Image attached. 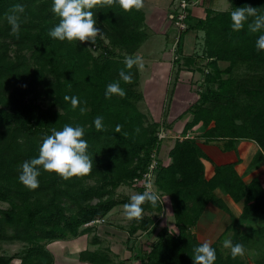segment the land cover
I'll list each match as a JSON object with an SVG mask.
<instances>
[{
    "label": "trees",
    "instance_id": "obj_1",
    "mask_svg": "<svg viewBox=\"0 0 264 264\" xmlns=\"http://www.w3.org/2000/svg\"><path fill=\"white\" fill-rule=\"evenodd\" d=\"M17 4L25 8L18 37L10 34L5 18ZM51 5L52 0H0V202L7 204L0 207V240L26 244L21 264H56L47 243L93 233L89 244L97 247L81 250L80 261L125 264L112 258L109 246L100 247L101 235H110L114 226L105 218L115 207L130 202L117 195L121 185L134 186L139 193L146 189L144 174L156 159L151 184L160 201L156 207L146 203L142 219L121 227L127 234L125 243L138 232L156 233L150 248L136 254L140 264H194L193 249L202 242L191 229L210 204L231 219L220 240L232 230L233 244H243L245 252L255 251L252 261L244 256L233 259L230 249L215 241L211 244L216 250L214 264H264L263 182L258 176L246 181L248 170L241 174L237 169L240 159L214 164V174L208 178L207 154L199 140H226L225 150L235 149L239 140L253 141L256 150L248 169L264 164V52L255 47L262 33L249 34L246 26L232 32L230 26L233 10L250 5L264 13V0H234L227 10L209 7L204 17L188 8V28L176 42L177 73L184 67L196 70L204 73V82L202 90L195 91L196 100L180 115L187 120L180 136H170L173 142L165 149V139L158 136L162 124L150 121L138 106L144 97L140 68L131 69L132 84L121 82L124 97L105 98L107 85L119 78L121 69L127 70L125 58L137 55L151 35L144 11L124 12L118 4L97 6L93 11L101 35L95 44L69 43L48 34L59 23ZM191 30L204 33L202 55L183 54L185 35ZM221 61L228 65L222 68ZM65 96L78 97L82 107L87 101V113L72 109ZM97 116L103 117L102 131L95 128ZM65 125L84 127L92 171L67 181L41 171L39 187L26 188L18 179L22 163L38 157L43 138ZM117 125L122 126L119 133ZM218 190L243 203L239 216ZM164 195L169 196L178 228L171 233L168 227L157 226L156 216L167 204ZM258 222L263 223L257 226ZM14 259L0 254V264H12Z\"/></svg>",
    "mask_w": 264,
    "mask_h": 264
},
{
    "label": "rangeland",
    "instance_id": "obj_2",
    "mask_svg": "<svg viewBox=\"0 0 264 264\" xmlns=\"http://www.w3.org/2000/svg\"><path fill=\"white\" fill-rule=\"evenodd\" d=\"M181 2V0H174L173 1V8L176 14H182L183 12L178 9V6ZM198 2V3H197ZM206 0H196L194 2L195 6H191L193 10V14L197 16V14L194 12V9L196 7H202ZM179 3V4H178ZM215 7H217V10H227L231 9L234 0H214ZM210 6H214L213 3H210ZM206 15V9L205 14ZM188 28V24L186 20L181 22V26L179 27L176 24V18H173V28L172 31L174 32V39L173 41H170V46L168 44H161L159 41H156L155 38L148 41L144 46L142 52L145 54L141 56L143 58V67L140 68L142 72V80L140 81L139 88L143 92V99L138 102V106L142 112L147 114L148 119L150 121H159L162 124V127L158 133V136L160 138L165 139L163 148L165 149L166 146H168L170 143H172V140L170 139V136H173V138L179 137L181 134V131L184 127V124L186 123V119L180 118L181 116H178L174 121L170 117V112L173 109H176L177 112L184 113V111L189 107L183 109L182 106H175V98L178 100H189L191 97L188 95L184 96V93H179L180 89H176L179 87V82L181 79V75H187L184 73L187 70H190L188 68H185L177 73V69H179V66L175 62L177 60V55L173 54V57L171 59L170 64V70L172 68V73L164 80V82H167L169 84V90L167 92L163 91H155L159 88V85L156 87L149 85L151 80H156L157 77L153 76L154 71H157L156 69H153V66L155 63H158L161 57L165 55V53H168L170 49L171 52H176L177 49V41L178 36L180 35V32H182L180 29L185 30ZM189 33V34H188ZM188 33L185 35L186 44H183V54L185 56L187 55H195L199 56L203 54V36L204 33L202 31L196 32L194 30L188 31ZM190 38V40H189ZM191 41V43H189ZM153 47V48H150ZM164 48H163V47ZM149 48L147 51L146 48ZM163 48V49H162ZM154 50V52L152 51ZM157 50V52H156ZM160 51V52H159ZM163 61V60H161ZM167 62V60H166ZM183 63V60L181 61ZM203 63H207V60L203 61ZM169 65V64H166ZM185 65V64H184ZM221 66V65H220ZM209 68L205 69V72H207ZM184 71V72H183ZM242 71V70H240ZM189 77L190 87L189 91L190 93L193 91H201L203 86L201 84L204 82V73L193 70L190 72V74L187 75ZM191 77V78H190ZM163 78V77H162ZM153 83V81H152ZM154 85V84H153ZM151 86V87H150ZM151 88V89H150ZM162 89V87H161ZM178 90V91H177ZM186 91L188 89L186 88ZM178 92V93H177ZM183 96H181V95ZM198 96V95H197ZM157 97L159 99H157ZM165 98V101H164ZM183 102V101H182ZM194 101H192L193 103ZM184 103V102H183ZM190 105V104H189ZM172 120V121H171ZM195 130H199V127H195ZM200 131V130H199ZM198 131V133H199ZM193 134V133H192ZM200 145L203 147L204 145H211V147H214L213 152L215 154V158L213 161L214 164H227L231 162H235L237 160H242V162L237 166V169L239 172L245 173L247 170V174H245V180L249 181L255 176H258L261 181L264 184V164L257 168L248 169L249 162L252 158L253 152L256 150V143L249 140H239L236 143V148L233 150H225V141L226 140H217L213 142H204V139L201 138ZM216 150V151H215ZM166 151V150H165ZM162 157L165 158L164 152L162 154ZM208 166V176L211 174L212 166L207 164ZM145 180V179H144ZM148 180V179H147ZM154 178L152 177V182ZM151 183V182H150ZM140 184V183H139ZM145 184V182H144ZM152 185V184H151ZM153 186V185H152ZM155 188V187H153ZM139 193V191L136 189V187H129L126 185H121L117 189V195H119L122 199L127 198L130 200L131 195ZM217 194L222 197L228 206L231 208V210L236 215L241 214V210H239V205L232 202V200L227 196L224 195L221 191H217ZM167 198V199H166ZM162 199L167 202V204L164 206V209L162 212L156 216L158 218L157 226L158 228L162 227H168L171 228L173 231L177 230L175 224V219L173 215V208L172 204L170 203V199L168 195H164ZM97 199H95L93 202H96ZM241 204H243L241 202ZM240 204V205H241ZM121 204L112 211H110L109 215L105 219H109V223L113 224L114 226L111 228L109 232H111L110 235H101L102 236V243L100 247H107L109 246L112 250V258L115 261H124L125 264H140V260L136 258V254L142 249H149V242L151 241L150 238H156V233L152 234L151 232L145 233V232H138V236L136 238H132L130 242L125 243L127 234L123 232V228H128V226L131 224L132 221H128L123 216V208ZM0 207L5 208L7 207L6 203L0 202ZM104 219V220H105ZM230 216L227 212L220 210L218 207L214 206L213 204H210L207 207L206 212L204 213V216L199 221L197 226L193 227L191 229V232H193L198 240L202 243L209 242L210 244L214 243L215 241H218L219 244L223 246V241L225 239H230L232 237L233 231L230 230L224 237L223 241L220 240V235L225 232L227 229V226L230 222ZM102 222L103 219H100ZM260 222V221H259ZM257 223V226H260L263 222ZM243 229L247 230L248 228L243 227ZM154 233V232H153ZM83 239L87 238L88 241L92 238L93 233L90 234H83ZM78 238V237H77ZM76 238H71L69 240H56L52 241L50 243H47L46 246L49 248L55 255L56 264H90L86 262H82L79 260V247L75 248L73 247V242H75ZM26 244L24 242L15 241V242H9L5 240H0V254H7L15 256V259L13 260L12 264H21L20 256H22L24 250H25ZM248 260L252 261L255 256L254 250H248L243 255Z\"/></svg>",
    "mask_w": 264,
    "mask_h": 264
},
{
    "label": "clouds",
    "instance_id": "obj_3",
    "mask_svg": "<svg viewBox=\"0 0 264 264\" xmlns=\"http://www.w3.org/2000/svg\"><path fill=\"white\" fill-rule=\"evenodd\" d=\"M119 5L124 12L139 11L144 6V0H52L51 12L59 18V23L49 31V36L55 40L69 43L91 42L95 44L96 37L101 35V29L97 27L94 17V9L97 6ZM25 13L22 4L15 5L7 14L6 20L11 28V35L19 36L21 29V17ZM232 32H240L247 27L249 34H258L255 42L257 52H264V13L259 8L246 5L236 8L230 13ZM88 50H91L89 48ZM125 69L118 73V79L107 85L105 98L113 96L124 97L126 92L121 87L124 84L133 83L134 66L143 67V58L140 55L128 56L124 60ZM65 101H70L72 109L79 108L80 114L87 113V101L81 106L78 97L65 96ZM97 131L104 130L103 117L97 116L94 120ZM122 126L117 125L115 131L119 133ZM139 129H137V132ZM85 129L82 126L65 125L62 130L53 128L50 135L43 138L39 148V155L31 160L24 161L20 167L19 182L30 190L39 187L41 171L56 174L64 180L81 177L92 171L93 162L88 154V142L84 139ZM127 135V133H125ZM161 197L149 183L142 193L131 195L130 202L122 205L123 216L128 220H140L144 214L143 205L146 203L156 207ZM167 199V198H166ZM172 229L169 228L171 233ZM223 248L230 249L232 258L243 256L245 248L243 244L233 242L230 239L223 241ZM194 264H214L216 250L209 242H204L193 249Z\"/></svg>",
    "mask_w": 264,
    "mask_h": 264
},
{
    "label": "crops",
    "instance_id": "obj_4",
    "mask_svg": "<svg viewBox=\"0 0 264 264\" xmlns=\"http://www.w3.org/2000/svg\"><path fill=\"white\" fill-rule=\"evenodd\" d=\"M173 1L174 0H144V6H143L142 10L145 13V23H146L147 28H148L149 32L151 33V35L142 44V46L139 48V50L137 52L138 55L143 56L145 54L144 52H142V50H143L142 48L148 41H150L153 38H155L156 41H159L163 45L169 43V46L171 43L170 41L174 40V39H172L174 37V32L172 31L173 18H174ZM205 3H207V7L205 4L202 7H196L194 9V12L197 14V17H204L205 16L204 15L205 9H207L209 7L213 8L215 10L218 9L217 7H215L214 0H206ZM210 3H213L214 6H210ZM189 40H190V38H189ZM176 41H177V39H176ZM185 41H186V39H184V44L187 45ZM189 43H191V41H189ZM164 47H165V45H164ZM150 48H153V47L150 46ZM148 49L149 48L147 47L145 50L147 51ZM168 50H169V52L165 53V55L161 57L162 59H160V61L158 63H155L153 66V69L157 70V71H154L153 76H155L157 78H156V80H151L149 85L154 86V87L159 85V88L157 90H155L158 92L159 91L163 92L165 90H166L165 92H167V90H169V88H168L169 84H167V82H164V80L169 76V72H170V74L172 73V68L170 70V64H171L170 61L173 57V54L177 55V53L171 52L170 49H168ZM152 51L154 52L153 49H152ZM156 52H157V50H156ZM161 60H163V61H161ZM166 60H167V62H166ZM166 64H169V65H166ZM220 65L222 68H225L228 65V62L221 61ZM140 71H141V69H140ZM190 72H191V70H187L184 73H186L188 75V74H190ZM141 75H142V72H141ZM187 75H181L179 87L176 88V89H180L179 93H184V96L188 95V97L189 96L191 97V99L186 100V101L180 100V98L178 100H176V98H175V102H176L175 106L180 105V106L184 107L183 109L187 108V106H189V104H191L192 101H195L196 97H197V94L195 93V91H193L191 93L189 91V87H190L189 85L191 82L189 81V77ZM141 80H142V78H141ZM152 81H153V83H152ZM161 87H162V89H161ZM186 88L188 89V91H186ZM181 96H183V95H181ZM157 99H159V98L157 97ZM164 101H165V98H164ZM169 114H170L171 119L173 120L174 118L176 119L178 116H180L181 112H177L176 109H173V110H171V112ZM203 149L207 154V160H205L206 175L208 178H210L214 174V163H213V161H215L214 158L216 157L214 152H213L214 147H211V145H204ZM164 159L166 160V162H169V158L167 156ZM207 164L212 166V171H211V174L209 176H208V169L209 168H208ZM232 202H234V201L232 200ZM235 204H238L240 207L239 210L242 211L243 204H241V202L235 203ZM76 239H75L76 241L73 242L72 245H73V247H75V245H76L75 248L79 247L80 251L87 249V248L95 249L97 247L96 245H90L88 239L87 238L83 239L82 235ZM86 263H89V262H86Z\"/></svg>",
    "mask_w": 264,
    "mask_h": 264
},
{
    "label": "built area",
    "instance_id": "obj_5",
    "mask_svg": "<svg viewBox=\"0 0 264 264\" xmlns=\"http://www.w3.org/2000/svg\"><path fill=\"white\" fill-rule=\"evenodd\" d=\"M195 1L196 0H181L180 4L178 3L179 4V5H177L178 9L183 12L182 14L180 13V14H176L174 16V18H176V24L179 27L181 26V22L186 20V18L188 16V8H190L191 6H195V4H194ZM180 30L183 31V29H180ZM156 164H157V161H156V159H154L153 162L150 165L149 171L144 174V179H148V182L143 180L145 182V186L146 187L151 182V179H152V177H151L152 174L151 173H152V170L156 167Z\"/></svg>",
    "mask_w": 264,
    "mask_h": 264
}]
</instances>
